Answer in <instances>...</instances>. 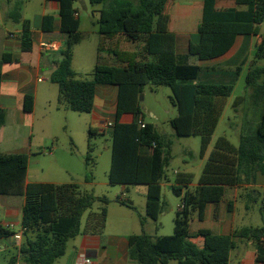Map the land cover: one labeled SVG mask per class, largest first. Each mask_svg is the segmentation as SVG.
<instances>
[{"label":"trees","instance_id":"obj_1","mask_svg":"<svg viewBox=\"0 0 264 264\" xmlns=\"http://www.w3.org/2000/svg\"><path fill=\"white\" fill-rule=\"evenodd\" d=\"M46 1L59 3L61 33L65 36V44L58 51L60 59L50 79L59 89L58 109L92 113L99 85L118 88L116 118L111 129L109 183L125 188L145 186L147 218L157 221L163 211L162 183L170 181L166 170L171 162V142L153 124L145 121L141 107L144 89L149 85L153 90L159 87L171 89V101L178 115L170 124L180 137L201 138V157L204 159L234 86L197 83L202 71L198 61L222 54L237 36L257 37L256 60L249 69L246 85L249 89L264 91V66L260 65L264 61V34H261L264 0H203L199 40L190 43L186 55L177 53V37L170 30L167 13L170 0H90L92 5L103 7L98 21V55L107 51L118 62L116 66H109L98 60L91 80L79 78L72 66L74 49L85 39L80 31L78 11L74 8L76 0ZM219 1H232L237 7L246 9H219ZM22 4L21 1L16 3L13 18L22 24V39L27 46L31 45L32 30L30 22L22 19ZM53 22V16L46 15L43 32H53ZM119 35L139 43L140 50L128 52L120 49L118 44H108ZM11 61L10 54L0 59V99L3 67ZM244 101L245 97H239L235 106ZM34 108V96L26 95L24 111L32 113ZM125 115H131L132 121L122 122ZM140 122L145 123V128H141ZM98 132V129L90 128L89 136ZM90 161L91 156H88L87 166ZM29 165L28 154L0 153V196L25 198L22 241L16 247L17 254L6 264H19L20 261L56 264L66 254L70 240L81 235L104 234L110 200L84 191L77 183L27 184ZM259 177L264 182V108L255 132L243 134L238 146L226 137L217 140L194 189L191 188L192 173H176L172 191L181 199V205L176 213L174 234L161 237L146 233L132 235L129 238L130 258L136 264H230L238 241H249L256 249L255 264H264V226L244 227L230 235L215 234L209 229L191 233L194 217L203 222L209 205L216 206L217 214L227 188L244 190L245 207L251 209L260 199V192L255 188ZM86 181L92 182V179L87 177ZM96 202L102 207L94 211ZM120 203L133 208L124 201ZM232 206L230 204L229 211ZM262 216L264 220V206ZM145 222L146 219L142 220L143 225ZM15 234L13 229L2 224L0 210V241L14 238ZM197 237L204 239L202 248L193 242Z\"/></svg>","mask_w":264,"mask_h":264},{"label":"rangeland","instance_id":"obj_2","mask_svg":"<svg viewBox=\"0 0 264 264\" xmlns=\"http://www.w3.org/2000/svg\"><path fill=\"white\" fill-rule=\"evenodd\" d=\"M8 1L0 0L1 13L8 10ZM12 1L24 2L23 16L31 22L32 30L37 33L40 31L43 14L45 12L48 14L53 13L46 5V0ZM201 2L203 3V0H170L167 5V13L173 15V26L178 34L191 36L197 34V27L202 20V9L198 7ZM74 7L80 15V31L85 35V39L74 49L73 69L79 75V78L91 80L97 63V48L99 44L98 21L100 10L103 7L102 5H92L90 0H76ZM7 25L11 29L20 27L12 22ZM261 34H264V23L261 25ZM252 38L254 41L252 48L250 49L248 46L243 54L247 59V63L243 65L234 61L235 64L219 65L213 68H207V65H205L200 74L201 77L226 76L230 72L231 65H233L231 77L233 78L234 90L227 100L225 111L204 159L201 157V138L180 137L170 124V121L178 115L177 109L171 101V89L169 87H159L153 90L150 85L144 89L141 107L145 115V121L153 124L160 134L165 135L171 142V162L166 170L170 181H163L162 183L163 211L157 221L147 218L145 186H129L125 189L121 185H111L109 183L108 175L112 163V137L110 130L106 129L105 133L98 132L93 137H90L89 129L96 128L92 114L76 113L65 109L59 110L57 107L58 86L53 82H48L47 85L38 84L40 92L34 124L36 140L33 152L30 155L29 165L31 180L42 183H77L84 191L91 192L97 197H107L110 200L107 206V234H121L123 231H127L132 235L146 233L153 237L172 236L175 230L176 213L181 205V199L172 191V180L176 173H192L194 182L191 188L194 189L203 172L208 155L220 137H226L232 144L238 146L243 134L255 132L254 123L260 118V110L262 111L263 107L260 108V103L254 99V93L258 91H252L246 85L249 68L256 60L255 41L257 38ZM178 39L180 48L186 50L189 36L181 35ZM248 39L250 40V38ZM260 65L264 66V61H261ZM45 87H48L49 94L50 90H53V93L55 92L51 107L43 93ZM239 97H245V101L235 106ZM10 112L11 114L13 113L12 110ZM45 115L47 116L46 118L44 117ZM127 119L132 120V116H127ZM246 121H249L251 125L245 130L243 125ZM39 137L41 139L37 140ZM88 156H91L89 166H87ZM87 177L92 179V185L86 184ZM240 195L241 193L239 194L238 203L234 206L232 212L233 220L236 219V228L246 226L263 227V199L260 198L258 203L253 204L251 209L247 211L244 206V199ZM20 201V197L0 196V209L3 211L6 202ZM122 201L133 206V208L128 206L122 208L123 205L120 203ZM100 207H102V204L96 202L93 210H98ZM219 210L223 218L227 216L224 205L217 209V214H219ZM1 218L3 221L5 220L3 214ZM86 218L87 213L83 218V224H85ZM144 219H146L145 225L142 224ZM121 221H126L127 226H122ZM209 225L208 220L200 222L195 216L191 229L198 230L207 228ZM16 230H18V227ZM72 243V240L68 242V249H70ZM19 244L21 242L18 243L13 237L0 241V264H6L12 256L17 254L16 247ZM248 247L251 256L248 263L251 264L255 260V246L253 243H248ZM238 254L239 250L233 252L232 256L235 257ZM19 264L27 263L20 261ZM56 264H71L69 256L66 255L60 258Z\"/></svg>","mask_w":264,"mask_h":264},{"label":"crops","instance_id":"obj_3","mask_svg":"<svg viewBox=\"0 0 264 264\" xmlns=\"http://www.w3.org/2000/svg\"><path fill=\"white\" fill-rule=\"evenodd\" d=\"M17 2L20 1L13 2L12 0H9L8 10H6V12L4 13H1V9H0V59L5 54H10L12 57V61L10 63L4 64L3 67V82H2L1 99H0L1 119H2V124L0 126V153L28 154L30 156L33 152V148L35 146L34 142L36 140L34 134V124L36 121L38 97L40 92L38 84L47 85L48 82H51L50 79L52 73L56 69V62L60 59L58 51H44L41 46L45 42H56L60 45V49H61L65 44V36L64 34L61 33V17L59 15V9H60L59 3L55 1H50V2L46 1V5L53 11V13L48 14L45 12V14H43L40 25V31H38V33L34 32L31 27L32 30L31 45L26 46V43L22 39V32H23L22 24L16 23L13 18V15L15 16V9ZM21 2L23 3L21 5L22 19L29 21L23 16L24 2L23 1ZM217 6L219 9H229V8H237L239 10L246 9L245 7H237L235 3L232 1H219ZM198 7H201L202 15H203V3L202 2L199 3ZM46 15H51L54 18L53 32L51 33H45L42 30V27L44 25V17ZM169 15H170V30L173 33H175L177 37V53L179 55H186L188 54L190 43L191 42L197 43L199 40L198 27L201 22L197 27V34L195 36L194 35L191 36L188 34H178L173 26L174 17L172 14ZM77 16L80 18L79 13L77 14ZM10 22L19 25L21 28L19 27V28L11 29L7 25ZM30 26H31V22H30ZM181 35L189 36V42L186 47V50L180 48L178 38ZM258 40L259 39L257 38V40L255 41L256 42L255 47H257ZM99 41H100V35H99ZM253 42L254 41L252 37L249 40L247 37L237 36L231 42L230 46L222 54L210 59H200L198 63L202 68V70L205 65H207V68H213L219 65L232 64L234 63V61L235 63L240 62L241 64L244 65L245 63H247V59L243 56V54L247 50L248 46L250 49L252 48L254 44ZM108 44L111 45L118 44L120 49L128 52H138L141 48V45L139 43H134L132 41H129L123 35H119L114 40L108 41ZM98 60L100 61V63L105 65H109V66L118 65V62L116 61L115 57L111 55L109 52L105 51L102 52L100 55H98V48H97V62ZM232 67L233 65H231L230 72L226 76L225 75L208 76V77L202 76L203 77L202 78L199 75L197 83L214 84V85H233L232 84L233 78L231 77L233 74ZM47 88L48 87H45V91H43V93L45 94L46 100L48 101L51 107L53 105L52 103L54 99L53 97H55V92L53 93V90L52 91L50 90V94H49ZM118 93L119 90L116 86L99 85L97 87L96 96H95V107L91 114H92L93 123L96 127L94 129H98L99 132L102 133L106 132V129L103 130L104 129L103 124L105 122H109L112 124H114L115 122ZM58 94H59V89H58ZM26 95H32L35 98V108L32 113H27L23 109V101ZM254 99L258 103H260V108L261 107L264 108L263 90H259L257 93H254ZM10 110H12L14 114L13 113L11 114ZM261 113L262 111L260 110V116ZM127 116H131V115H125L122 118V122L129 123L132 121V120H128ZM44 117L46 118L47 116L45 115ZM259 119L254 123V127H256V125L258 124ZM14 125L15 127H13ZM250 125L251 124L249 123V121H246L243 125V128L246 130ZM108 129L110 130V134H111L112 127ZM39 139H41V137H39L37 140ZM26 182L27 184L42 183L39 181L31 180L30 169L28 170ZM45 183L58 184L57 182H45ZM86 184L92 185L93 183L86 181ZM255 188L260 192V198L263 199L264 182L262 177L258 178V183L255 186ZM240 193H241L240 197L244 199V201L242 199V201L244 202V206H246V200L243 196L244 190L237 188H227L224 200L218 206L219 209L221 208V205L225 206L227 216L223 218L220 210H219V214H216V206L209 205L206 209L205 218L203 222L208 220L210 225L207 228H200V229H209L213 233L219 235H230L235 230L241 229V228H236L235 226L236 219L233 220V215H232L233 208L238 203V198ZM20 198H21L20 202H6L4 204L3 211H1V217L2 214L5 216L4 221L1 218L2 224L4 226L10 227L15 232L21 229L22 209L25 204V198L24 197H20ZM230 204L233 205L231 211H229ZM123 207L124 206H122V208ZM216 220L218 221L216 222ZM121 224L124 227L127 226L126 221H121ZM17 227L18 230H16ZM200 229L198 230L191 229V233L195 234ZM106 230H107V223L104 234H102L101 236L81 235L75 239H72L73 243L70 249H68L67 246L66 254L64 256L66 255L69 256V261L71 264H76L78 257L81 255L90 257L93 261V264H136V262L133 261L129 255V238L132 236V234H130L127 231H123L121 234H107ZM193 242L199 248H202L204 246V239L202 237L194 238ZM248 243H252V242L238 241L237 248L233 252L239 250V254L237 256L235 255V257L231 255L230 264H249L248 260H250L251 256L248 250L249 249ZM255 260H256V249H255ZM255 260L251 264H255L256 263ZM171 264H175V263L172 262Z\"/></svg>","mask_w":264,"mask_h":264},{"label":"built area","instance_id":"obj_4","mask_svg":"<svg viewBox=\"0 0 264 264\" xmlns=\"http://www.w3.org/2000/svg\"><path fill=\"white\" fill-rule=\"evenodd\" d=\"M42 49L44 51H59L60 50V45L56 42H45L42 44ZM113 126L112 123L109 122H105L103 124V128L108 129L111 128ZM140 126L141 128H145V123L144 122H140ZM24 229L21 227L20 230H18L14 236V239L19 243L22 241V235H23ZM76 264H93V261L90 257H87L85 255H81L78 257Z\"/></svg>","mask_w":264,"mask_h":264},{"label":"water","instance_id":"obj_5","mask_svg":"<svg viewBox=\"0 0 264 264\" xmlns=\"http://www.w3.org/2000/svg\"><path fill=\"white\" fill-rule=\"evenodd\" d=\"M142 100V99H141Z\"/></svg>","mask_w":264,"mask_h":264}]
</instances>
